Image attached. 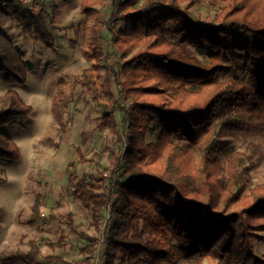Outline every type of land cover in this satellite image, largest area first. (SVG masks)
Returning a JSON list of instances; mask_svg holds the SVG:
<instances>
[{"label": "trees", "instance_id": "1", "mask_svg": "<svg viewBox=\"0 0 264 264\" xmlns=\"http://www.w3.org/2000/svg\"><path fill=\"white\" fill-rule=\"evenodd\" d=\"M29 1L0 0V15L56 50L47 6ZM104 1L81 3L85 12L96 16L86 55L96 60L97 79L104 56V21L91 7ZM200 1L113 0L106 25L125 61L120 71L108 67L99 82L101 98L122 109L126 130L125 147L111 163V173L119 171L117 196L113 200V193L99 191L103 185L86 179L72 185L74 198L92 210L99 230L103 211L111 209L104 264L176 263L182 257L187 264H199L205 257L211 264H216L215 257L229 264H264V255L255 251L257 232L264 226V182L250 187L251 168L264 166V0H219L225 6L216 23L192 20L191 9ZM119 21H124L123 29L114 26ZM169 23L179 26L177 40L164 33ZM232 30L256 39L242 45ZM5 42L0 32V80L23 84L30 64L9 54ZM204 47L213 52L206 61L194 50ZM235 56L244 59L245 68L257 67L253 86L221 77L223 61ZM113 82L120 85V96L129 99L126 106L113 92ZM32 111L15 89L0 96V159L20 160L19 145L3 128ZM53 112L66 129L56 101ZM103 118L112 124L111 113ZM216 120L222 131L248 127L262 141L251 144L250 155L234 153L224 167ZM149 132L154 141H148ZM247 160L249 165H244ZM72 230L78 232L74 226ZM39 253L33 242L28 256L35 259Z\"/></svg>", "mask_w": 264, "mask_h": 264}, {"label": "rangeland", "instance_id": "2", "mask_svg": "<svg viewBox=\"0 0 264 264\" xmlns=\"http://www.w3.org/2000/svg\"><path fill=\"white\" fill-rule=\"evenodd\" d=\"M81 3L82 0H38L37 4L46 5L50 13L54 51L24 33L16 21L0 15V32L7 40L8 53L20 55L30 64L25 83L0 80V96L15 89L33 107L29 115L3 128L19 145L21 158L18 161L0 159V264H61L57 256L73 264L105 263V234L112 219L111 209L108 206L103 211L99 230L93 223L92 210L74 198L72 185L86 179L103 185L99 191L113 193L112 199H116L119 171L112 174L111 163L125 147L126 130L122 109L107 101V97L101 98L104 93L99 80L104 78L108 67L120 71L125 57L112 43L106 25L113 0L93 4L91 8L104 21L100 26L104 56L96 78V60L86 55L96 16L85 12ZM224 6L223 1L201 0L191 9V18L195 22L216 23V16ZM114 26L123 29L125 23L119 21ZM177 29V24L169 23L164 33L169 39L177 40ZM232 31L237 32L242 45L248 39H256L243 31ZM194 50L205 61L213 55L209 47ZM243 60L239 56L225 59L221 77L238 78L253 86L257 81V67L248 64L245 68ZM87 70L90 73L84 78ZM112 88L119 103L126 106L130 101L120 96V85L113 82ZM55 101L63 113L66 129L54 117ZM108 113H111V125L103 118ZM214 125L219 131L217 145L224 167L234 153L250 155L251 144L262 141L251 128L236 126L222 131L220 122L216 120ZM154 140L155 135L149 132L148 141ZM249 163L247 160L244 165ZM250 175V187L263 183L264 166L251 168ZM257 233L255 251L261 257L264 226ZM60 237H63L61 245ZM33 242L40 249L35 259L28 256ZM187 261L182 257L176 263L164 264H187ZM214 262L229 264L227 259L219 257ZM199 264H211V260L205 257Z\"/></svg>", "mask_w": 264, "mask_h": 264}]
</instances>
